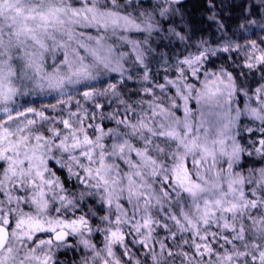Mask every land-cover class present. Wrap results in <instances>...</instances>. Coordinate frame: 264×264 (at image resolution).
<instances>
[{
    "label": "snow or ice",
    "instance_id": "obj_1",
    "mask_svg": "<svg viewBox=\"0 0 264 264\" xmlns=\"http://www.w3.org/2000/svg\"><path fill=\"white\" fill-rule=\"evenodd\" d=\"M196 7L0 0V264H264V0Z\"/></svg>",
    "mask_w": 264,
    "mask_h": 264
},
{
    "label": "trees",
    "instance_id": "obj_2",
    "mask_svg": "<svg viewBox=\"0 0 264 264\" xmlns=\"http://www.w3.org/2000/svg\"><path fill=\"white\" fill-rule=\"evenodd\" d=\"M199 3H200V0H186L185 1V6H186L187 11L193 13L197 19H199L200 11H202V10H198V8L196 7ZM236 3L237 4L241 3V0H236Z\"/></svg>",
    "mask_w": 264,
    "mask_h": 264
},
{
    "label": "rangeland",
    "instance_id": "obj_3",
    "mask_svg": "<svg viewBox=\"0 0 264 264\" xmlns=\"http://www.w3.org/2000/svg\"><path fill=\"white\" fill-rule=\"evenodd\" d=\"M186 1V0H185ZM44 102H47V101H44Z\"/></svg>",
    "mask_w": 264,
    "mask_h": 264
}]
</instances>
